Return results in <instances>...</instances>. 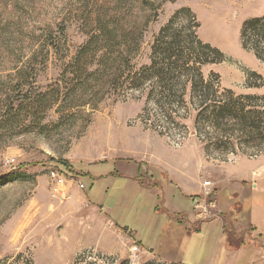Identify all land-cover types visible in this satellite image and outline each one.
Listing matches in <instances>:
<instances>
[{
	"label": "rangeland",
	"instance_id": "374dc122",
	"mask_svg": "<svg viewBox=\"0 0 264 264\" xmlns=\"http://www.w3.org/2000/svg\"><path fill=\"white\" fill-rule=\"evenodd\" d=\"M124 1L114 16L111 0H17L13 10L0 0V264H160L133 250V241L123 255L109 251L113 226L99 210L129 227L143 244L153 239L154 207L163 198L129 185L125 174L137 165L141 177L148 168L169 191L177 180L191 192L186 196L196 220L189 221V229L221 210L231 247L256 241L251 220L264 231V185L259 184L264 178V43L258 59L240 38L244 22L264 16V0ZM108 9L114 21L133 31L123 51L110 47L124 52L118 79L113 57L98 68L101 50L80 64L71 60L97 14ZM45 37L60 38L61 52H46L44 46L33 52ZM162 52H189L188 65L198 67L213 98L198 108L200 99L189 84L182 96L179 86L166 95L146 73ZM190 52L201 60H222L199 64ZM239 95L262 99L236 100ZM233 100L249 116L248 133L228 137L230 123L217 127L208 115L212 106ZM61 161L70 163L74 174ZM51 171L64 182L55 191ZM205 181L211 183L209 194ZM180 198L178 193L174 201L181 209L190 206ZM210 201L215 207L207 206ZM162 223L159 240L168 237L176 244L184 264L208 259L209 235L189 239L180 227L165 231L168 221ZM255 245L263 253L264 239Z\"/></svg>",
	"mask_w": 264,
	"mask_h": 264
},
{
	"label": "trees",
	"instance_id": "16d2710c",
	"mask_svg": "<svg viewBox=\"0 0 264 264\" xmlns=\"http://www.w3.org/2000/svg\"><path fill=\"white\" fill-rule=\"evenodd\" d=\"M2 1V6H4V8H7V6L10 4L11 9L13 10L17 5V0H10V2L8 3V0ZM111 3L116 10H114L113 12L110 11L112 9H108L97 14L96 18L93 20V30L88 32L85 41L77 47V49L75 50V54L71 57V60L73 62H77V64H80L82 58L88 57L90 54H94L95 52L101 50L102 55L100 56V63H98V68L101 67V64L103 65V63L105 65L109 57H113L112 59H114L116 65L119 64V60H121L124 52H112V48L110 47H114L113 44H116L118 45V50L123 51L126 48L125 47L122 49L123 46H126L124 40H126L128 33H131L133 31L127 29L124 23L114 21L112 14H110V12H113L114 15L117 10L123 8V6H126V2L124 0H111ZM240 38L242 46L244 48L252 49L258 59H263V54L259 49L260 44L264 43V16L252 18L244 22ZM43 46L47 49L46 52H50V48L53 49L52 52H61L60 38L48 39V37H45L42 42V47L36 48V50H34L33 52L38 51V49L43 48ZM205 46L215 51V53L221 55L217 49L211 48L208 44H205ZM188 55L189 52L187 56ZM190 55L193 56L197 54L196 52H190ZM187 56H185L183 52H162L159 61L157 63H155L154 61L152 66L147 68L146 73H148L147 75L149 77H154L157 79L156 82L161 85V89L163 92H165L166 95H174L178 91V88L176 87L179 86V88H181L180 94L182 96L184 94V89L189 84L190 91L193 97H196V99H200L198 100V108H200L204 105L206 99L213 98L214 91L210 86L203 85V78L199 72L198 67H194L193 65L189 66V60ZM192 59V61L199 64L220 62L222 60L220 56L217 59L205 58L204 60H201L199 58V55L195 56V58ZM118 67L119 68L116 67L113 72V76H115V78L117 79L120 77L119 74H122L120 64L118 65ZM16 69L18 73L21 71V67H17ZM215 76L218 77L217 75ZM182 77H185L186 79L182 80ZM208 91H211V94ZM228 92L233 94L231 90H228ZM250 97L252 96L239 95L236 100L250 99ZM252 98L262 99L257 96ZM239 105V101L234 100L231 103L224 102L222 106L214 105L209 111L210 116L208 115V119L212 121V123L217 127H219L224 120L230 123L232 129H230L231 134L228 137L233 136L232 133H235L237 131L247 134L248 132L246 131L249 116H247L246 112H244L243 106ZM204 109L206 110V108ZM201 110H199L200 112L198 113L200 115H203L205 110ZM204 117H202V119H206ZM256 129H260V126L257 125ZM59 163L71 175L74 174L75 170L70 163H68L67 161H61ZM20 167L21 166L14 169H19ZM11 173H13V169H10L6 175H11ZM3 177L4 176L0 177V181L3 180ZM122 230L125 231V228H123Z\"/></svg>",
	"mask_w": 264,
	"mask_h": 264
},
{
	"label": "crops",
	"instance_id": "0c3cea01",
	"mask_svg": "<svg viewBox=\"0 0 264 264\" xmlns=\"http://www.w3.org/2000/svg\"><path fill=\"white\" fill-rule=\"evenodd\" d=\"M136 167V171H131L125 174L127 180L130 183L129 185L135 188V190L140 191V193L146 191V194L151 196L152 198L157 199L160 197V195L163 198V200L161 201V206L159 207L155 205L154 207L155 214L158 216V222L152 236L153 239H149L150 241L147 244H143L141 240L136 239L129 227L120 225L113 219L108 218L105 215L106 212L103 207L99 205L101 207L99 210L102 211V216L105 219L104 222H109L111 224V226L109 227L113 226V229H109V231L110 237L112 238L114 243L112 244L109 251L115 254L117 253L119 256L123 255L127 251L129 241H133L139 247L140 251L151 255L158 261H166L171 264H184L181 260L180 254H178V251L180 250L176 249V244H172L168 237H164L161 240H159L160 238H158V236L161 234L160 230L163 228L162 222L165 220V224L166 221H168V225L166 224L164 226L165 231L169 229L168 226L171 228L176 225L188 235L189 239L196 234L202 233L203 235L210 236V243L208 246V259L206 261H203L201 264H264V250L262 253L259 252V250L254 249L257 247L255 245V242L264 239V231H258L257 226L253 223L252 220L249 223H251L253 231H251L250 233H252L253 236L255 235L256 241L254 240L255 242H250V244L246 242L245 245L243 243L240 247H231L229 245L230 235H228L227 231H225L223 228V220H221V218L223 217L221 216H223L224 214L221 213V210H218V216H215L208 220L197 222L196 226H193L192 229H189V221H194V219L196 220V218L191 213L192 211L190 210L192 205L191 201H189V197H187L191 194V192H189L187 188H185V185H183L182 182H178L177 180H175L176 182H173V184H176V187L174 189V192H171L168 190L167 186H163V184L159 182V178L153 176V173L155 172L151 173L147 168L143 172L145 175L141 177L140 175L142 169L138 165ZM159 184H161V187ZM259 184L260 186L264 185V178L260 180ZM251 186L257 187L258 184H253ZM176 192L177 195L178 193H180V199H184L190 202L189 207L184 209L180 208L179 203H176L174 201V198H176L177 196ZM184 194L185 196H187L185 197ZM81 195H83L82 192L76 193V196L80 199L82 197ZM213 207H215V204ZM183 215L185 216L186 221L182 219L183 217L181 216ZM199 224L200 226H198ZM123 228H125V231L122 230ZM219 238L220 240L222 239L220 245L217 244V240ZM242 239L247 240L248 238H246L245 235ZM260 253H262L261 257ZM193 264L200 263L195 262Z\"/></svg>",
	"mask_w": 264,
	"mask_h": 264
},
{
	"label": "built area",
	"instance_id": "2783aa9c",
	"mask_svg": "<svg viewBox=\"0 0 264 264\" xmlns=\"http://www.w3.org/2000/svg\"><path fill=\"white\" fill-rule=\"evenodd\" d=\"M51 177L54 178L56 180L55 184L56 186L54 187V191L57 190V186H61L64 182H63V178L59 176V174L55 171H51ZM204 188L206 189V194H209L211 193V189H210V185L211 183L209 181H205L204 182ZM79 188H84V185L82 183L79 184ZM203 205V204H202ZM207 206H214V202L210 201L209 204ZM207 206L206 205H203V207L201 208V212H206V209H207ZM199 212V213H201ZM133 250H138L139 247L134 244L133 247H132ZM112 261L113 259L110 258ZM160 264H171V263H165L163 261H158Z\"/></svg>",
	"mask_w": 264,
	"mask_h": 264
}]
</instances>
